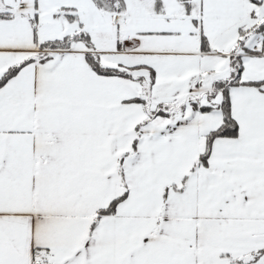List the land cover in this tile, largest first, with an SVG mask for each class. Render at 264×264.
<instances>
[{"label":"snow or ice","instance_id":"1","mask_svg":"<svg viewBox=\"0 0 264 264\" xmlns=\"http://www.w3.org/2000/svg\"><path fill=\"white\" fill-rule=\"evenodd\" d=\"M0 264H264V0H0Z\"/></svg>","mask_w":264,"mask_h":264}]
</instances>
